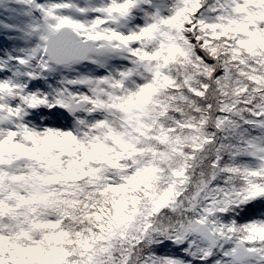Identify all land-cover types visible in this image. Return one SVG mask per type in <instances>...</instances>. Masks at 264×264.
I'll use <instances>...</instances> for the list:
<instances>
[{"label": "snow or ice", "instance_id": "obj_1", "mask_svg": "<svg viewBox=\"0 0 264 264\" xmlns=\"http://www.w3.org/2000/svg\"><path fill=\"white\" fill-rule=\"evenodd\" d=\"M0 264H264V0H0Z\"/></svg>", "mask_w": 264, "mask_h": 264}, {"label": "rangeland", "instance_id": "obj_2", "mask_svg": "<svg viewBox=\"0 0 264 264\" xmlns=\"http://www.w3.org/2000/svg\"><path fill=\"white\" fill-rule=\"evenodd\" d=\"M3 41H2V38H0V43H2Z\"/></svg>", "mask_w": 264, "mask_h": 264}]
</instances>
